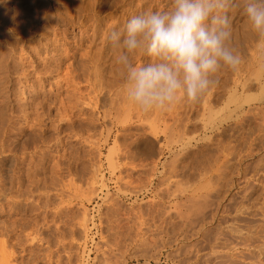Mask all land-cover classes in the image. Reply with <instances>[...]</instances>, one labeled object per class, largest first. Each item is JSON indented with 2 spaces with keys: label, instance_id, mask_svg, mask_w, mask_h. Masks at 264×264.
<instances>
[{
  "label": "rangeland",
  "instance_id": "obj_1",
  "mask_svg": "<svg viewBox=\"0 0 264 264\" xmlns=\"http://www.w3.org/2000/svg\"><path fill=\"white\" fill-rule=\"evenodd\" d=\"M37 1L41 0H0V15L1 17L7 16V21L11 20L8 23L14 22L15 19L18 21L25 16L26 8L31 5V2ZM47 1L51 4V7L48 3L46 6L50 7V14H54L52 16L54 21L56 20L55 22H58L64 29V32H61L63 29L59 32L61 43L66 47L67 42L69 43L67 48L71 47L79 52L74 50V54L64 61L59 71L45 80L43 90L49 94V101H57L63 96H65L64 98L68 97L67 93L70 91V96L73 94L72 87H75L76 84H68L67 75L70 74L69 76L72 77L74 74L75 78L78 73L82 75V71L76 70V74L74 69L76 66L82 65L78 63L81 59L85 60L86 58L87 60L88 56L84 58V55L87 54V48L91 46L95 26L92 22L87 24L88 27H83L80 20L78 22L70 15L72 20L69 22L68 15L64 14L66 11L63 5H56L54 0H52L53 2L51 0L43 2ZM162 1L160 4L159 2L152 3L154 9L152 11H164L170 7L171 0ZM236 3L240 4L241 0H236ZM119 5H117V9ZM63 14L65 16L62 17ZM229 16L233 32L243 31L246 26L250 25L242 6L232 7L229 10ZM64 17L68 21H65ZM33 20L32 17L30 20L26 17L19 22L28 25V22H33ZM40 23L42 21L36 23V26L40 27ZM85 27L88 29H83ZM251 30L253 31L252 28ZM2 31L1 33L4 35L1 34L0 50L5 47L2 45V41L9 40L11 43L14 41L16 44V38L12 34L8 31L6 33V30ZM257 37L246 43L243 52L236 51L242 59L238 70L234 72L229 70L230 74L228 70L221 69L215 77L218 83L199 102L190 104L181 100L171 107L174 112L180 113L181 132L184 133L185 123L189 124H187L189 131L186 133L185 130L186 134H173L170 128L169 133L159 136V140L157 139L159 142L155 141L152 153L148 151L143 142L139 144L138 150L136 140L145 132L148 138L153 139L154 136L149 128L153 126L156 115L152 113L153 120L148 117V119L145 118V121L142 120L143 123L138 121L135 114H130L131 111L128 109L133 110L135 106L131 108V103L126 98L119 66L117 65V77L111 75L112 67H106V70L103 68L107 84L108 81L115 83L112 88L113 94H115L112 96L114 98L117 96L115 98V103L118 104L117 121L113 120L112 123L108 121L105 126H98L97 130H93L92 125L88 124L89 122L84 125L79 122V125L81 124L83 127L78 126L77 123L79 128H76L75 131L73 128V131L79 134L72 133L67 137L65 133L61 134L66 142L69 141L67 149L64 146H60L61 148L53 146L48 149L52 159L48 160L47 166L53 165L58 168V165L64 162L63 157L66 155L64 154L66 150L68 157H71L68 164H73L71 173L66 169L69 167L67 164H64L65 166L61 164V170H53L54 177L58 179L54 177L51 179L54 180L56 186L53 188L51 181L49 200L40 196L42 191H37L36 187L31 188L30 181H23L22 184L16 182L17 184L15 183L16 185L13 187L15 191L8 192L6 196L3 195L0 198V261L3 264L7 261L10 264H106L107 260V262H113L112 264H264V114L260 111L258 113L252 111L254 115L248 112L250 108H264V105H260L258 102L264 97V80L258 75L264 66V59L261 61V58L258 57L264 54V41ZM73 45L78 47L75 48ZM6 47L10 49L7 54H11V46ZM15 48L16 56L13 59L14 62H17L20 57V49ZM2 54H0L1 61L3 60L2 56L7 55ZM136 54L133 56V62L138 66L151 61V57L146 54ZM42 56L44 55L39 56L41 60L44 58ZM252 57H256L255 60L253 59L254 62ZM1 61L0 67L2 64L4 66ZM9 63L12 69L9 73L12 78L10 76L9 78L15 85L13 104L14 100L19 99L20 101L16 102L20 104L17 105V108L21 107L22 112L30 111L31 107L36 111L38 103L41 102L40 98L44 97V94H42L43 96L34 95L35 93L30 89L34 82L35 72L32 69L29 70L31 67L28 64L14 68L10 59ZM71 64L73 67L75 66L73 72L64 71ZM261 64L263 65L261 66ZM4 71L3 73L0 71V75L3 74L5 77ZM238 75L239 78L241 77L240 79L242 76L251 79L252 82L249 83L248 88H243V85L237 80ZM252 75L254 76L252 77ZM85 79L83 76L76 78V83H80L79 86L82 87H80L82 89L79 91L80 93H87L89 90L88 84L84 82ZM91 79L93 80L92 77ZM63 80L66 82L68 80V82L64 83ZM81 80L83 82H80ZM0 85V96L2 97L4 94L2 92L8 85L5 83ZM29 86L30 88H28ZM105 86L107 85L105 84ZM107 99L108 96L102 100L103 103H106ZM244 99L246 101L243 102ZM249 101L250 104H247ZM32 102L33 104H31ZM35 104L36 106H34ZM242 106H245V110L240 109ZM120 107L122 108L120 109ZM171 109L164 111V116L168 115ZM0 110H2L1 105ZM54 111L56 112L55 109H52L49 113L54 115ZM245 111L246 114H244ZM128 112L129 114H127ZM166 117L170 127L173 126L172 117L170 115ZM124 118L126 119L124 120ZM149 121H151V125ZM46 123L47 127L50 126L49 119L46 120ZM65 128L68 130L70 127L65 125ZM65 128L63 126L62 130L64 131ZM25 129L27 131L20 134V137L14 136L15 140L13 141L17 143L19 151H24V147L31 150L36 145L34 141L40 140L42 137V134L39 136L38 132L31 133V129L26 127ZM52 131L46 130L43 137L49 139L54 136L55 133ZM169 134L173 138L172 140ZM36 135L39 136L38 139ZM53 143L54 141L51 146ZM160 151L163 156L158 160ZM79 159H82L81 163ZM112 160L114 161L113 166ZM7 167L9 164L6 165ZM114 167L115 169H113ZM47 170L41 179L50 182L49 178L53 176L50 174L52 169ZM23 171L25 172V170H20L18 173ZM80 177L83 179L80 180ZM10 187L7 186L6 189ZM30 188L34 192L33 197L31 199H28L30 197H21L22 193L30 191ZM40 188H43V184L40 185ZM18 199L19 202L21 200L22 202L16 206L14 202Z\"/></svg>",
  "mask_w": 264,
  "mask_h": 264
},
{
  "label": "bare ground",
  "instance_id": "obj_2",
  "mask_svg": "<svg viewBox=\"0 0 264 264\" xmlns=\"http://www.w3.org/2000/svg\"><path fill=\"white\" fill-rule=\"evenodd\" d=\"M44 0L41 1H37V2H31V5L28 6L26 8L25 11V16L22 17L23 18H29L32 17L34 20L33 22H28V25H26L25 23H20L19 19L18 21L14 22L12 21L11 23H8V21L10 20L8 17V21H7V16L1 17L0 15V38H2L1 36V32H3L2 30H6L5 32L7 33V31L12 34V36H14L16 39V44L14 43V41L11 43V41L9 42V40L7 41H2L3 44L5 45V47L3 49L0 50V54L5 55L7 54V52L10 50L8 47L6 46H11V54H7L6 56H2V59L4 60H0L1 63H4V66L2 64V66L0 67V71L3 73V71L6 73L5 77L2 75V78L0 80H2L0 82V84H7L8 86H6L4 88V91L2 93H4L2 95V97L0 96L1 100H0V105L2 107V110H0V198L4 195L6 196L8 192L11 191H15L13 190L14 186L21 182V184L23 183V181H30V185L31 188L32 187H36L37 191H42L40 196L42 197H46L47 200L50 199V193L49 190H51L52 188V183H53V188L54 186H56L54 183V180L52 181L51 179H58L56 177H54V169H60L61 164H63V166H65L64 164H67L69 167L66 168L68 170V172H72V168L71 164H68V162H70V158L68 157V151L66 150L64 154H66L63 158L64 162L61 163L60 165L57 166H47L46 164L48 163V160H50V158L52 159V157L50 156V151L48 150L49 148L55 146V147H59L61 148L62 146L65 147V149H67V146L69 144V141L66 142L64 140V137L61 136V134H66V137L69 136L68 134H79L78 132H74L76 128H79L78 126H80L81 124L84 125L85 123L89 122V125H92L93 130H97V127H103L107 124V122H113V120L117 121V105L115 103V98L117 96H112L113 94V84L115 85V83H112L111 81H106L105 75H104V71L103 68L106 67H112L111 68V75L113 77H117V63H116V57L118 55V51L116 49H113L111 47V45L108 43L106 37L108 35V33L113 30V29H122L123 26L126 24V22L128 20H130L132 17L139 15L143 12H147V11H152L153 9V4L156 2H159V4L161 2H163L162 0H54V3H56V5H63V7L65 8L64 10L67 12H65L64 14L68 15V19L70 20L69 22H71L72 19L75 20H80L81 26H87V24H91L92 22L94 23L93 25L95 26L94 30H93V34H92V39L91 40V46H89V48H87V54L84 55V58L87 57V60L85 58L81 59L79 66H76V68L74 69L75 71H82V75H79L80 73H78L77 77L81 78V76H83L85 79L84 82H86L89 86V90L87 93H80L79 91L82 90L80 89L81 86L80 83H76V78L74 74H72L73 72V67L72 64L68 65L66 67V69H64V71L68 72V71H72V77H70L68 74V84H76L75 87L73 85L72 88V92L73 94H71V89H68L70 92L67 93L66 98H64L65 96H63L59 101H49L48 97L49 94L45 93V90H43L44 88V83L45 80H47V78L53 76V74L56 71H59L60 66L63 65L64 61L66 59L71 58V55L74 54V48H67L68 44L66 42V47L62 42V40L59 38L60 34L59 32L63 29L61 28V26L59 25L58 22H55L53 17L54 14H50L49 8L51 7V4H49L47 1L46 3L43 2ZM46 1V0H45ZM52 1V0H51ZM153 1V2H152ZM240 1V0H239ZM53 2V1H52ZM47 3L48 5H50V7L47 8ZM121 3V5H119ZM21 5V4H20ZM27 5V4H26ZM52 5H54L52 3ZM117 5H119L118 9H117ZM164 5V4H163ZM55 6V5H54ZM155 6V5H154ZM56 7V6H55ZM58 8V7H57ZM162 8V7H161ZM164 8V6H163ZM51 10V9H50ZM59 10V9H57ZM160 10V9H158ZM234 10V9H233ZM55 11V10H54ZM58 14V11H56ZM4 13V12H2ZM105 13V14H104ZM61 15L62 17L65 15ZM23 15V14H22ZM72 19H70V17ZM236 15V14H234ZM20 17V16H19ZM17 18V17H16ZM55 18V17H54ZM65 21L66 20V17ZM63 18V19H64ZM42 21V23H40V27L36 26V23ZM11 21V20H10ZM58 21V19H57ZM25 22V21H24ZM75 21L73 20V23ZM20 23V24H19ZM72 23V24H73ZM62 24V23H61ZM75 24V23H74ZM250 26V25H249ZM249 26H246V28L243 31H232V37H231V41H230V46L235 50V51H241L243 52V50L246 48V43H248V41H253L256 39L257 35L256 33H254V31H250L251 27L249 28ZM88 27V26H87ZM91 26L89 25V28ZM40 28V29H37ZM83 29H88V28H83ZM232 29V28H231ZM234 30V29H233ZM241 30V29H240ZM83 31V30H82ZM64 32V29L61 31ZM90 32V31H89ZM85 34H87L85 32ZM4 35V34H2ZM88 35V34H87ZM89 36V35H88ZM87 36V37H88ZM91 36V35H90ZM5 37V36H4ZM80 38V37H79ZM82 38V36H81ZM80 38V39H81ZM259 37H257L258 39ZM4 39V38H3ZM76 39V38H75ZM86 39V38H83ZM91 39V38H90ZM64 40V39H63ZM77 40V39H76ZM88 40V39H87ZM82 41V39H81ZM85 41V40H84ZM5 43V44H4ZM20 43L21 46H20ZM65 43V42H64ZM77 43V42H76ZM79 43V42H78ZM81 43V42H80ZM84 43V42H83ZM72 45V44H71ZM20 46V48H19ZM98 46V47H97ZM248 46V45H247ZM18 47L20 49V57H19V61L14 62L13 57L16 56V48ZM73 47L77 48L78 46H74ZM255 47V46H254ZM258 47V46H257ZM9 49V50H8ZM36 49V51H35ZM248 50V49H247ZM253 50V49H252ZM264 50V49H263ZM4 51V52H3ZM19 51V50H18ZM77 52V50H75ZM80 51V50H79ZM22 52H24L22 54ZM252 52V51H251ZM79 53V52H77ZM86 53V52H85ZM140 55V53L138 52L136 55ZM252 54V53H251ZM44 55L42 57V60L39 58V56ZM143 55V54H141ZM145 55V54H144ZM264 55V54H263ZM258 56L260 58L261 61L264 59V56ZM1 56V55H0ZM74 56V55H73ZM135 56V55H134ZM25 57V58H24ZM75 57V56H74ZM82 57V56H81ZM138 57V56H136ZM83 58V57H82ZM9 59L10 62L13 64L12 67L16 68V67H20V65H25L28 64L34 72L35 75L34 77V82L32 83V86L30 88V86L28 88L32 89V92H34V95L40 96L42 94H44V97H41V102L38 103L37 107H36V111L35 109L31 110L29 108L30 111L27 112H22V110H20L21 107L17 108L20 104L16 103L18 102V100H14V104H13V89H14V84L11 82L12 79L10 80L9 76L11 77V75H9L10 71H12V69L10 68V63H9ZM17 59V58H16ZM15 59V60H16ZM74 59V58H73ZM256 59V57H252V61L254 62V60ZM28 60V61H27ZM68 61V60H67ZM75 61V60H74ZM77 62V61H76ZM83 62V63H82ZM256 62V61H255ZM259 62V60H258ZM77 63V64H78ZM250 63V62H249ZM252 64V62L250 63ZM264 64V63H263ZM261 64V66L263 65ZM105 66V67H104ZM241 66V65H240ZM246 66V65H245ZM115 67V68H114ZM252 67V66H251ZM13 68V69H14ZM248 68V67H247ZM72 69V70H71ZM250 69V68H249ZM261 69V68H260ZM61 70V69H60ZM224 70V69H223ZM243 70V69H242ZM16 71V70H15ZM74 71V72H75ZM76 71V74H77ZM79 71V72H80ZM90 71V74H89ZM229 71V70H228ZM252 71V70H251ZM256 71V70H255ZM30 72V71H29ZM65 72V73H66ZM224 72V71H223ZM230 72V71H229ZM234 72V71H233ZM259 72V71H258ZM260 74L259 78L264 80V66L262 68V70H260ZM4 73V74H5ZM26 73V72H25ZM32 73V72H31ZM57 73V72H56ZM93 73V74H92ZM109 73V72H108ZM240 73V72H239ZM24 74V73H23ZM27 74V73H26ZM29 74V73H28ZM61 74V73H60ZM59 74V75H60ZM67 74V73H66ZM231 74V72H230ZM233 74V73H232ZM0 75V76H1ZM74 75V76H73ZM93 75V76H92ZM249 75V74H248ZM256 75V74H255ZM26 76V75H25ZM58 76V75H57ZM109 76V75H108ZM220 76V75H219ZM242 76V75H241ZM254 75H252L253 77ZM23 77V76H22ZM56 77V76H55ZM60 77V76H59ZM58 77V78H59ZM91 77L93 78V80L91 79ZM239 80V82L243 85V88H248L249 85L251 84V79H246L243 78L242 79L239 78V75L237 76ZM249 77V76H248ZM251 77V76H250ZM249 77V78H250ZM12 78V77H11ZM257 78V77H256ZM63 79V78H61ZM60 79V80H61ZM260 79V81H262ZM59 80V82H61ZM82 80H84L82 78ZM80 82H83V81ZM236 80V81H237ZM245 80V81H244ZM259 80V79H258ZM4 81V82H3ZM226 81V80H225ZM228 81V80H227ZM259 81V82H260ZM58 82V81H57ZM63 82L65 83L66 81L63 80ZM66 82V83H67ZM79 82V79H78ZM93 82V83H92ZM238 82V81H237ZM238 82V83H239ZM250 83V84H249ZM56 84V82H55ZM62 84V83H61ZM60 84V85H61ZM67 84V85H68ZM83 84V83H82ZM81 84V85H82ZM105 84L107 86H105ZM117 84V83H116ZM4 85V86H5ZM63 85V84H62ZM264 85V83H263ZM1 86V85H0ZM51 86V85H50ZM79 86V87H78ZM256 86V85H255ZM62 87V86H61ZM60 87V88H61ZM67 87V86H66ZM117 87V86H116ZM214 87V86H213ZM63 88L64 85H63ZM82 88V87H81ZM85 88V87H84ZM108 88V89H107ZM237 88V87H236ZM64 90V89H63ZM227 90V89H226ZM2 91V90H1ZM67 91V90H66ZM65 91V92H66ZM64 92V91H63ZM120 92V91H119ZM226 92V91H225ZM224 92V93H225ZM1 93V92H0ZM61 93V92H60ZM223 93V94H224ZM52 94V93H51ZM120 94V93H119ZM218 94V93H217ZM122 95V94H121ZM43 96V95H42ZM108 96L107 102L103 103V99H105V97ZM206 96V95H205ZM57 97V96H56ZM122 97V96H121ZM222 97V96H221ZM216 98V97H215ZM232 98V97H231ZM230 98V99H231ZM37 99V98H36ZM122 99H124L122 97ZM253 100V99H252ZM20 101V100H19ZM23 102V100H21ZM35 101V100H34ZM246 101L245 99L243 100V102ZM258 102H260V105H264V97H262L261 99L258 100ZM100 103V105H99ZM130 103V102H129ZM19 104V105H18ZM33 104V102L31 103ZM102 104V105H101ZM206 104V103H205ZM250 104V101L247 103ZM18 105V106H17ZM123 105V104H122ZM36 106V104L34 105ZM132 106V107H131ZM200 106V105H199ZM204 106V105H203ZM49 107V108H48ZM128 107V106H127ZM131 108L134 107V105L131 103L130 105ZM129 107V108H130ZM187 107V106H186ZM190 107V106H189ZM193 107V106H192ZM245 106H242V110H245L244 108ZM35 108V107H34ZM122 107H120L121 109ZM180 108V106H179ZM202 108V106H201ZM250 108V107H249ZM248 108V109H249ZM52 109L56 110L54 115H51ZM119 109V108H118ZM171 109V108H170ZM193 110V108H191ZM190 109V110H191ZM203 109V108H202ZM24 110V109H23ZM27 110V109H26ZM35 112H34V111ZM125 110V109H124ZM131 111L130 114H135L136 118L138 119V121L143 122L142 120L145 121V118L148 119V117H150L149 119H152V113H154V115H156V117H154L156 120L153 122V126H151L149 129L151 131V134H153V139L148 138L146 132L144 134H141L139 136V139L136 140L137 141V147L139 150V144H141L143 142V144L146 145L148 151L150 153H152L153 148L155 147V141L157 142L159 140V136L165 135L167 134V132L170 130V128L172 129V133L173 134H186L187 131H189V128L187 127L188 123H185V126L183 132L182 133L181 129L179 126H181L180 124H182V118L180 116V113L178 114L177 111L174 112L173 109L169 110V114L170 117H172L173 119V126L170 127L169 123H167V117L168 115L164 116V111H155V112H150V113H143L142 111H140L137 107L133 108V110L128 109ZM176 110V109H175ZM123 111V110H122ZM167 111V110H166ZM202 111V110H201ZM254 111H260L261 113L264 114V108L260 109L259 107L257 108H250L249 109V113L254 115L253 112ZM124 112V111H123ZM187 112V111H186ZM212 112V111H211ZM121 113V112H120ZM125 113V112H124ZM129 114V112L127 113ZM126 114V117H127ZM167 114V112H166ZM188 114V113H187ZM232 114V113H230ZM246 114V111L245 113ZM260 114V113H259ZM189 115V114H188ZM133 116V115H132ZM246 117V115H244ZM249 116V115H248ZM262 116V115H261ZM120 117V116H119ZM129 117V115H128ZM131 117V116H130ZM188 117V116H187ZM227 117V116H226ZM250 117V116H249ZM248 117V118H249ZM236 118H238L236 116ZM251 118V117H250ZM256 118V117H255ZM49 119V123L50 126L47 127V123L46 120ZM126 118H124L125 120ZM130 119V118H129ZM133 119V118H132ZM247 119V118H246ZM120 120V119H119ZM153 120V119H152ZM187 120V118H186ZM194 120V119H193ZM226 120V119H225ZM132 121V120H131ZM147 121V120H146ZM245 121V120H244ZM264 121V119H263ZM79 122L81 123L79 125ZM121 122V120H120ZM124 122V121H123ZM127 122V121H126ZM130 122V121H129ZM151 121H149L150 123ZM190 122V121H188ZM200 122V121H199ZM78 123V126L76 125ZM115 123V122H114ZM144 123V122H143ZM146 123V122H145ZM19 124L20 127H19ZM121 124V123H120ZM241 124V123H240ZM49 125V124H48ZM65 125H68L70 128L67 130L65 128ZM81 125V126H82ZM116 125V124H115ZM151 125V123H150ZM177 125V126H175ZM189 125V124H188ZM65 128V130L63 131L62 128ZM142 126V125H141ZM147 126V124H146ZM175 126V127H174ZM31 129V133L32 132H38L39 136L40 134H42L43 137V133L46 130H53L52 132H54V136L50 137L49 139L47 138H42L39 140L38 139V135H36V138L38 139L36 142V145H34L32 147V151L29 150V148L24 147V151L18 148V145L14 139V136L20 137V134L24 133L27 131V129ZM67 127V126H66ZM83 127V126H82ZM92 127L90 128L92 130ZM112 127V126H111ZM74 128V131H73ZM85 130V129H84ZM145 130V129H144ZM147 130V129H146ZM186 130V133H185ZM196 130V129H195ZM90 131V130H89ZM123 131V130H122ZM191 131V130H190ZM85 132V131H84ZM86 132H88V130H86ZM108 132V131H107ZM140 132V131H139ZM143 132V131H142ZM149 132V131H148ZM147 132V133H148ZM170 132V133H171ZM262 132V131H261ZM137 133V132H136ZM169 133V132H168ZM171 133V134H172ZM109 134V133H108ZM263 134V133H262ZM170 135V134H169ZM195 136V135H194ZM27 137V136H26ZM33 137V136H32ZM169 137V136H168ZM171 137V135H170ZM182 137V136H181ZM258 137V136H257ZM16 138V137H15ZM90 139V138H89ZM158 139V140H157ZM171 140L173 139L172 137L170 138ZM31 140V139H30ZM52 140V141H51ZM178 140V139H177ZM181 140V139H180ZM54 141L53 145L51 146V143ZM116 141V140H115ZM174 141V140H173ZM257 141V140H256ZM33 142V143H34ZM86 142V141H85ZM119 142V141H118ZM159 142V141H158ZM258 142V141H257ZM71 143V142H70ZM80 143V142H79ZM96 143V142H95ZM189 143V142H188ZM23 144V143H22ZM35 144V143H34ZM81 144V143H80ZM88 144V143H86ZM161 144V143H160ZM61 146V147H60ZM187 146V145H186ZM46 147H48L46 149ZM160 147V146H159ZM114 148V147H112ZM23 149V148H22ZM92 149V148H91ZM99 149V148H98ZM52 150V149H51ZM69 150V149H68ZM113 150V149H112ZM115 150V149H114ZM142 150V149H141ZM20 153H19V152ZM86 151V150H85ZM94 151V150H93ZM147 151V152H148ZM145 152V151H143ZM170 152V151H169ZM125 153V152H124ZM161 153V154H160ZM160 155L157 157V159H161L163 156V153L160 151ZM52 154V153H51ZM101 154V153H99ZM149 154V153H148ZM88 156V155H86ZM83 157V156H82ZM126 158V157H125ZM62 159V158H61ZM94 160V159H93ZM97 160V159H96ZM140 160V159H139ZM174 160V158H173ZM8 161V162H7ZM80 163L82 161V159H79ZM133 161V160H132ZM157 161V160H156ZM193 161V160H192ZM6 162L7 164H9V167L6 168ZM28 162V163H27ZM75 162V161H74ZM96 162V161H95ZM98 162V161H97ZM113 160H112V166H113ZM144 162V161H143ZM211 162V161H210ZM92 163V162H91ZM209 163V162H208ZM212 163V162H211ZM56 164V163H54ZM116 164V163H115ZM114 164V165H115ZM134 164V163H133ZM210 164V163H209ZM174 165V164H172ZM205 165V164H204ZM207 165V164H206ZM100 166V165H99ZM153 166V165H152ZM188 166V165H187ZM23 167V168H22ZM25 167V169H24ZM95 167V166H94ZM176 167V166H175ZM203 167V166H202ZM47 169H52V171L50 172V174H52L53 176L49 178L50 182L48 181H43L41 178L43 173H45V171H48ZM62 169V167H61ZM60 169V170H61ZM115 169V167L113 168ZM20 170H25V172L23 173H18ZM98 170V169H96ZM185 170V169H184ZM202 170V169H201ZM173 171V170H172ZM199 171V170H198ZM57 172V171H56ZM87 172V171H86ZM167 172V171H166ZM174 172V171H173ZM58 173V172H57ZM56 173V174H57ZM170 173V172H169ZM208 173V172H207ZM177 174V173H176ZM189 174V173H188ZM205 174V173H204ZM86 175V174H85ZM88 175V173H87ZM207 175V174H206ZM203 176V175H202ZM54 177V178H53ZM83 177V176H82ZM173 178V177H172ZM83 179V178H82ZM80 177V180H82ZM96 179V178H94ZM98 179V178H97ZM124 179V178H123ZM69 180V179H68ZM76 180V179H75ZM91 180V179H90ZM184 180V179H183ZM52 181V183H51ZM57 181V180H55ZM17 182V183H16ZM48 183L51 184V186H49ZM16 183V184H15ZM25 183V182H24ZM27 183V182H26ZM79 183V182H78ZM28 184V183H27ZM43 184V188H40V185ZM48 186H47V185ZM152 184V183H151ZM191 184V183H190ZM29 185V186H30ZM81 185V184H80ZM195 185V184H194ZM7 186H11L10 188L6 189ZM28 186V185H27ZM26 186V187H27ZM69 186V185H68ZM51 187V188H50ZM62 187V186H61ZM204 187V186H203ZM207 187V186H206ZM30 188V189H31ZM65 188V187H64ZM29 189V190H30ZM196 189V188H195ZM17 190V189H16ZM71 190V189H70ZM84 190V189H83ZM192 190V188H191ZM187 191V190H186ZM51 192V191H50ZM160 192V191H159ZM200 192V190H199ZM49 193V194H48ZM13 195V194H12ZM34 192L32 191V189L30 191H25L22 193L21 197H30L28 199H31V197H33ZM63 195V194H61ZM20 196V195H19ZM198 196V195H197ZM207 196V195H206ZM20 197V199H21ZM61 197V196H60ZM64 197V196H63ZM208 197V196H207ZM11 198V197H10ZM26 198V199H27ZM55 198V197H54ZM193 198V197H192ZM191 198V199H192ZM24 199V198H23ZM25 199V200H26ZM69 199V198H68ZM197 199V198H196ZM38 200V199H37ZM70 200V199H69ZM186 200V199H185ZM195 200V199H194ZM203 200V198H202ZM28 201V200H27ZM198 201V200H197ZM22 200L19 202V199L14 202V205L19 206L21 204ZM32 202V201H31ZM34 202V201H33ZM37 202V201H35ZM48 202V201H47ZM46 202V203H47ZM204 202V201H203ZM24 203V202H23ZM27 203V202H26ZM49 203V202H48ZM47 203V204H48ZM66 203V202H65ZM23 205V204H22ZM45 205V204H44ZM61 205V204H60ZM59 205V206H60ZM194 205V204H193ZM47 206V205H46ZM62 206V205H61ZM45 207V206H43ZM63 207V206H62ZM190 207V206H189ZM21 208V206H20ZM47 208V207H46ZM49 208V207H48ZM47 208V209H48ZM187 209V208H186ZM34 210V209H33ZM58 210V209H57ZM199 210V209H198ZM163 211V210H162ZM191 211V210H190ZM197 211V210H196ZM264 211V210H263ZM28 212V211H27ZM37 212V211H36ZM45 212V211H44ZM198 212V211H197ZM22 213V212H21ZM34 213V212H33ZM50 213V210H49ZM184 213V212H181ZM201 213V212H200ZM215 213V212H214ZM213 214V213H212ZM202 215V214H201ZM163 216V215H162ZM165 216V215H164ZM187 216V215H186ZM197 216V215H196ZM200 216V215H198ZM213 216V215H212ZM189 218V217H188ZM212 218V217H211ZM20 219V218H19ZM25 219V218H24ZM210 219V218H209ZM43 220V219H42ZM208 221V220H207ZM82 222V221H81ZM84 222V221H83ZM206 223V222H205ZM84 224V223H83ZM232 225V224H231ZM166 226V225H165ZM180 226V225H179ZM200 226V225H199ZM204 226V225H203ZM221 226V225H220ZM246 226V225H245ZM236 227V226H235ZM181 228V227H180ZM200 228V227H199ZM157 229V228H156ZM1 230V229H0ZM31 230V229H30ZM237 230V229H236ZM213 231V230H212ZM148 232V231H147ZM217 232V231H216ZM36 233V232H35ZM18 234V233H17ZM22 234V233H21ZM141 236V235H140ZM157 236V235H156ZM32 237V236H31ZM221 238V237H220ZM41 240V239H40ZM65 240V239H63ZM191 240V239H190ZM211 240V239H210ZM253 241V240H252ZM63 242V241H62ZM66 242V241H65ZM231 242V241H230ZM243 242V241H242ZM72 243V242H71ZM214 243V242H213ZM232 243V242H231ZM238 243V242H237ZM2 244V243H1ZM64 244V243H63ZM170 245V244H169ZM253 245V244H252ZM5 246V245H4ZM119 246V245H118ZM137 247V246H136ZM257 248V247H256ZM223 250V249H222ZM201 251V250H200ZM181 252V251H180ZM3 253V252H2ZM243 253V252H242ZM183 254V253H182ZM3 255V254H2ZM5 255V254H4ZM112 256V255H111ZM196 256V255H195ZM213 256V254H212ZM211 256V257H212ZM252 256V255H251ZM264 256V255H263ZM5 257V256H4ZM9 257V256H8ZM7 257V258H8ZM12 257V256H11ZM10 258V257H9ZM8 258V259H9ZM109 258V257H108ZM6 259V258H5ZM4 259V261H6ZM16 259V258H14ZM110 260V259H109ZM252 260V259H251ZM108 261V260H107ZM106 264H112L113 262L109 261ZM205 261V260H204ZM207 261V259H206ZM219 261V259H218ZM250 261V260H249ZM1 262V261H0ZM12 262V261H11ZM105 262V261H104ZM102 263V262H101ZM0 264H3V262H1ZM5 264H10L9 261H7V263ZM231 264V263H230Z\"/></svg>",
  "mask_w": 264,
  "mask_h": 264
},
{
  "label": "clouds",
  "instance_id": "obj_3",
  "mask_svg": "<svg viewBox=\"0 0 264 264\" xmlns=\"http://www.w3.org/2000/svg\"><path fill=\"white\" fill-rule=\"evenodd\" d=\"M234 6L243 7L264 41V0H171L167 10L143 12L111 30L106 39L118 51L127 100L146 114L181 100L194 104L218 83L221 69L238 70L242 59L230 46ZM138 52L151 61L134 64Z\"/></svg>",
  "mask_w": 264,
  "mask_h": 264
}]
</instances>
